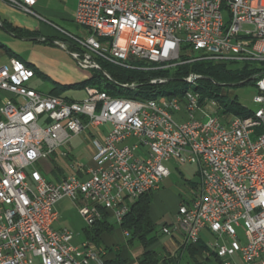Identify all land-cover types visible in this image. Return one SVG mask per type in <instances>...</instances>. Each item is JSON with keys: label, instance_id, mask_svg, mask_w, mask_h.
I'll return each instance as SVG.
<instances>
[{"label": "built area", "instance_id": "2783aa9c", "mask_svg": "<svg viewBox=\"0 0 264 264\" xmlns=\"http://www.w3.org/2000/svg\"><path fill=\"white\" fill-rule=\"evenodd\" d=\"M0 2L43 21L34 10L39 0ZM76 2L74 21L85 36L55 27L64 39L52 43L91 76L118 83L103 65L155 73L195 62L264 63V0ZM34 78L0 64V264H102L92 241L75 246L73 233L53 228L56 204H80L88 228L105 215L119 226L134 202L170 177L171 162L196 166L199 184L161 233L179 235L184 248L202 242L220 264H264V131L250 116H230L192 93L139 101L95 85L82 100L65 99L33 89ZM253 80L255 110L264 115V75ZM104 125L110 129L98 137ZM87 131L95 148L93 166L81 167L87 178L50 182L37 170ZM203 232L214 241L204 243Z\"/></svg>", "mask_w": 264, "mask_h": 264}, {"label": "crops", "instance_id": "0c3cea01", "mask_svg": "<svg viewBox=\"0 0 264 264\" xmlns=\"http://www.w3.org/2000/svg\"><path fill=\"white\" fill-rule=\"evenodd\" d=\"M55 2L58 7H61L56 12L52 11L50 8L53 0H39L34 10L41 17H53L57 19V21L62 22L65 25L71 24L73 27L74 25H77L74 21L77 7L76 0H58V2ZM0 20L2 24H5L6 27H2L1 29H3L11 37H14V39L21 40L22 42L28 43L29 45L28 48H26V52L21 55H18L4 47L3 53L6 61L2 64L8 63L11 58H17L28 64L29 67L34 69L36 74V77L32 80L30 86L38 92H40V89L43 88L45 84L49 83L50 88L47 89L48 94H56L59 97L77 101L82 100L85 97L82 85L89 80L91 76L90 73H87L89 71H84L78 67L73 68L74 71L69 72L66 70V65H57V63L48 61L47 59L42 58L39 53L34 50L37 44L46 43L47 41L52 43L56 40H63L64 36L58 30L53 28L51 25L42 22V20L26 15L2 2H0ZM60 28L75 36L84 37L86 34L83 29L82 30L84 32L81 31L79 32L80 35H78L73 34L63 27ZM41 39H46V42H42ZM65 53L67 52L65 51ZM77 90L83 92L80 97L74 93ZM109 129V125L100 127L97 131L98 137H102V134ZM89 134L90 135L86 134V136L82 138L73 137L70 139L66 146L63 147L65 149L61 151L58 150L48 160L40 161L36 165L37 170H39L47 180H49L48 177H51L52 180H49L50 182H61L73 175H77L81 179L87 178V176L83 174L84 169L81 167L84 165L93 166L92 157L95 154V148L88 139L91 138L93 134L90 131ZM64 152H67L68 154L66 157L62 155ZM86 152L89 153L87 154ZM168 179L165 181L167 182ZM164 194L165 191L161 190L154 192L150 206V219L156 228L158 237V242L152 246V250H155L157 253L158 264H181L182 258H184L186 255H188L187 258L189 260L187 264H197V262H202L201 259L203 258V255L200 253L201 249L199 246L191 248L192 251L195 250L193 253H191V250L189 251L188 249L181 250V248H184L182 246L183 239L179 235L168 236L161 233L162 227L174 223H164L161 225V227H158L160 214L157 212L156 207L159 201L164 198ZM65 200L69 199H63L56 204V210L58 214L60 212L59 206ZM79 205L80 204H77V206ZM55 224L53 228L55 230H60L55 228ZM112 225L116 226L114 232L112 234H102L100 237V244L96 245L94 243L99 249L102 250L103 261L114 259L116 257V250H120L121 257L124 261H126L127 264H140V259L144 250L140 246H134L131 248L128 247L126 243L127 237L125 232H123L118 227V225ZM85 230L84 240L80 241L78 239L75 241L74 238L73 244L75 246H80L83 242L89 241L87 240ZM116 232H118V238L114 237ZM162 236L167 237V239L162 240L160 238Z\"/></svg>", "mask_w": 264, "mask_h": 264}, {"label": "trees", "instance_id": "16d2710c", "mask_svg": "<svg viewBox=\"0 0 264 264\" xmlns=\"http://www.w3.org/2000/svg\"><path fill=\"white\" fill-rule=\"evenodd\" d=\"M3 28H6L4 23ZM103 68L118 83L107 81L102 75L95 73L82 85L83 89L97 85L99 90H104L108 95L127 97L131 100L139 101H146L148 99L155 100L160 97L183 95L190 88L182 90L178 85L184 84L185 82L183 80L193 74L203 78L196 82V86H193V89L199 91L204 100H216L223 107L222 111L226 114L232 113L235 116L242 117L250 116L252 110H246L235 99H229L227 95L220 96L218 91L222 87L230 85H255V80L252 82L250 80L257 75H264V63H245L244 68L238 71L230 70L225 64L208 61L190 63L155 73L123 70L108 65H103ZM158 76L167 78L169 82L162 86L150 85V78ZM134 82L140 84L139 88H134L133 86L123 87L120 85V83L131 84ZM170 87H173L174 90L171 92L165 91L166 88ZM152 196L153 193H149L134 202L130 207L129 213L124 217L121 225L118 226L123 232L127 233L126 243L128 247L140 246L144 250L140 264H158L157 253L151 249L158 242L156 228L150 219ZM115 229L116 226L110 224L107 215H105L103 220L98 222L93 228H87L85 234L87 240L98 245L100 244L102 234H112ZM197 246H201L200 249L204 251H209L202 242ZM189 248L190 251L192 247ZM190 252L193 253L192 250ZM115 255L116 257L114 259L104 260L102 264H127L122 259L120 250H116ZM213 257L215 258V264H220L214 254Z\"/></svg>", "mask_w": 264, "mask_h": 264}, {"label": "rangeland", "instance_id": "374dc122", "mask_svg": "<svg viewBox=\"0 0 264 264\" xmlns=\"http://www.w3.org/2000/svg\"><path fill=\"white\" fill-rule=\"evenodd\" d=\"M58 0H53V3L50 5L52 11L56 12L59 10L56 2ZM43 21L53 28L55 27H63L68 31L72 32L73 34H79V32L83 31L81 27L74 25V27L70 24L65 25L62 22L57 21V19L49 16L42 17ZM17 19V18H13ZM58 25V26H57ZM60 26V27H59ZM56 29V28H55ZM61 29V28H60ZM57 30V29H56ZM84 32V31H83ZM28 43H24L21 40L14 39L8 33H6L3 29L0 28V64L6 61L4 56V47L15 52L18 55L24 54L26 52V48H28ZM39 55L47 59L48 61L57 63V65H66V70L69 72L74 71L73 68H78L76 62L69 56V54L62 51L59 47L54 46L50 41L46 43H40L35 46L34 49ZM228 68L230 70L238 71L244 68L243 64L237 65H229ZM172 69V68H171ZM34 70V69H33ZM35 72V71H34ZM88 74H92L91 71L87 72ZM91 78V76H90ZM89 78V79H90ZM180 89H193V86L189 84H180L178 85ZM50 88V84L47 83L43 88L40 89V92L47 93V89ZM84 90V89H83ZM174 88H166L165 91L171 92ZM257 88L253 84H248L244 86L240 85H230L224 86L218 91L219 95H227L229 99H235L241 106L246 107L249 110L254 111L257 106L253 103L254 97L257 95ZM68 93V92H67ZM77 96L82 95V91L77 90ZM213 102H217L216 100H211ZM222 107V106H221ZM230 116H233L232 113H228ZM87 135H90L89 132H86ZM82 138V137H80ZM65 148H60L59 151ZM84 150V149H82ZM90 152V151H89ZM88 152V153H89ZM87 153V152H86ZM87 153V154H88ZM169 171L171 173L170 178L168 181L163 182L160 186L161 191H165L164 198H162L156 210L160 214V219L158 221V227L164 223H171L175 221L176 213L180 204L181 200H187L188 198L193 196L194 188L197 184H199V177H198V168L194 165H176L175 163L171 162L167 165ZM48 177V176H47ZM49 180H52L51 177H48ZM59 221L55 224L56 229H66L73 233L75 241L76 240H84V230L87 227L84 219L79 214V206L76 203L72 202L71 200L63 201L59 206ZM114 224V222H113ZM118 232L115 233L114 237L118 238ZM162 240H166L167 237L162 236L160 237ZM201 238L204 243L213 242L214 239L211 237L207 232H203ZM241 238L243 235L241 234ZM201 248V246H199ZM153 249V247H151ZM189 250V248H181V250ZM195 251V250H193ZM200 253L203 255L201 259L202 262H197V264H215V258L213 257V253L209 251H204L201 249ZM188 255H186L181 260V264H187L189 262Z\"/></svg>", "mask_w": 264, "mask_h": 264}, {"label": "bare ground", "instance_id": "6f19581e", "mask_svg": "<svg viewBox=\"0 0 264 264\" xmlns=\"http://www.w3.org/2000/svg\"><path fill=\"white\" fill-rule=\"evenodd\" d=\"M9 62H11L12 64L18 66L19 68H21V70L25 71L27 74H32V75H34L36 77V74H35L34 70L31 67H29L28 64L24 63L23 61H21V60H19L17 58H11L9 60ZM184 82L186 84H189L190 86H196L197 79L196 78H188V79H185ZM89 88H91V87H86L85 89H89ZM97 90H99V88H97ZM104 93L107 94L105 91H104ZM191 93L193 95H195V96L202 97L201 93L199 91H196L194 89H190V90L185 91V93L183 95L180 94L179 96L176 95L175 97H173V96L172 97H170V96L169 97H160V98L155 99V100H165V99H168V98H184V97H186L187 95H189ZM140 101H142V100H140ZM209 102H213V101L209 100ZM215 103H216L217 106L221 107V105L218 102H215ZM222 109H223V107H221V110ZM233 116H235V115H233ZM250 118H251V122H254L255 124H258L259 127L261 129H263V131H264V115L260 114L257 110H254V111H252V114L250 115Z\"/></svg>", "mask_w": 264, "mask_h": 264}, {"label": "water", "instance_id": "95a60500", "mask_svg": "<svg viewBox=\"0 0 264 264\" xmlns=\"http://www.w3.org/2000/svg\"><path fill=\"white\" fill-rule=\"evenodd\" d=\"M252 81H253V79L250 80V82H252ZM219 86H220V85H219Z\"/></svg>", "mask_w": 264, "mask_h": 264}]
</instances>
